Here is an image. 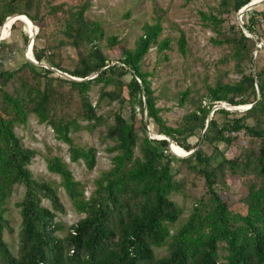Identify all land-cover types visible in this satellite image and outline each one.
Listing matches in <instances>:
<instances>
[{
  "label": "trees",
  "instance_id": "16d2710c",
  "mask_svg": "<svg viewBox=\"0 0 264 264\" xmlns=\"http://www.w3.org/2000/svg\"><path fill=\"white\" fill-rule=\"evenodd\" d=\"M92 1L78 0L76 5H68L52 0H0V31L10 23L13 30L21 21L29 34L28 58L79 79L56 75L52 69L29 61L0 74V264H264V68L255 67L254 71L261 90L259 99L254 72L244 69L245 63L253 60L258 41L238 25L225 28L223 18L230 12L238 13L252 0H220L212 12H201L206 25L217 35L214 44L232 51L241 78L208 87L205 102L189 100L190 90L182 92L180 106L191 101L195 108L178 128L163 119L151 74L144 68L145 57L154 46L160 51L170 48L169 38L159 41L162 16L153 24L145 22L134 47L122 48L120 57L111 60L101 44L106 38L102 23L89 14ZM243 19L245 27L261 42L257 27L264 11L252 9ZM37 26L40 29L31 44L30 36H35ZM38 38L44 40V46L37 44ZM118 42L116 36L108 38L112 49ZM179 42L185 52L184 34ZM69 48L77 54L72 66L67 65L62 53ZM15 81L18 87L14 93L8 92L6 88ZM96 85H114V89L102 90L98 101L129 104L130 117L114 111L113 122L108 123V118L98 113L99 102L94 105L91 100L90 92ZM221 104L240 108L254 105L236 112ZM216 105L219 107L204 133ZM145 111L149 127L154 124L158 128L155 138L149 134ZM31 114L69 144L73 162L84 160L90 169L96 165V149L76 144L72 132H94L106 126L102 140L112 142L107 147L113 154L112 166L96 179L89 197L68 164L59 157L48 159V169L60 176L76 211L85 214L64 237L56 234L65 230L64 224L55 222L54 211H64L58 188L33 178L29 166L37 152L24 147L15 132L18 126L27 124ZM218 114L224 117L223 123L216 118ZM239 133L248 138L250 146L233 159L222 155L216 166L210 163L213 156L201 147L188 157L178 158L172 153L177 150L185 155L195 149L189 142L195 136L202 145L231 146L239 141ZM163 135L174 141L172 147ZM250 170L255 172L256 181L248 184L243 199L247 210L235 211L222 198L220 185L227 173L241 177ZM181 175L178 181L176 177ZM193 175L195 180L204 181L206 192L195 198L190 216L173 231L183 209L171 195L186 193ZM17 184H25L26 192L17 202L22 221L14 254L4 239L5 229L12 230L5 204ZM42 196L50 200L53 211L42 205ZM163 247L168 253L158 256L156 249Z\"/></svg>",
  "mask_w": 264,
  "mask_h": 264
},
{
  "label": "rangeland",
  "instance_id": "374dc122",
  "mask_svg": "<svg viewBox=\"0 0 264 264\" xmlns=\"http://www.w3.org/2000/svg\"><path fill=\"white\" fill-rule=\"evenodd\" d=\"M45 1L42 0L43 3ZM52 1L55 4L68 5H76L78 3V0ZM219 3L220 0L92 1V8L89 14L91 18L102 23L106 38L101 44L111 60L120 57L122 48L134 47L136 40L143 33L142 26L145 22L153 24L159 16H162L163 31L159 41L169 38L171 40L170 48L160 51L157 46H154L145 57L144 68L151 74L149 79L156 91L157 106L161 109V115L167 125L173 128H178L184 116L195 108L191 101H187L184 106H180L179 95L182 92L190 90L189 100L192 99L198 103L201 100H206L204 96L208 91V87L215 86L217 82L232 83L241 78V73L237 72L236 69V60L231 57L232 51L227 46L214 44L212 40L217 35L213 28L206 25L208 23L201 16V12L210 13ZM43 6L45 7L46 5L43 4ZM257 9L264 11V3L259 5ZM223 18L226 20L224 26L227 29L232 24L242 27L238 13L230 12ZM242 20L244 22V19ZM37 27L39 32L40 27ZM24 29L23 23L18 21L13 30L8 28L0 31L3 34L11 32V36L8 39L0 41V54L5 55L6 60L15 55L16 49L18 55L22 57V62L26 61L24 57L25 54H28L26 37L28 38L29 34ZM257 31L261 35L262 41L257 40V48L254 51L255 59L253 58L252 61L245 63L244 69L246 73L254 72L255 67L257 70L264 68V21H261ZM47 32L49 33L50 29ZM182 34L186 37L185 52H182L179 42ZM246 34L251 36L249 33ZM112 36H116L119 41L113 49L108 44V38ZM254 36L259 37L257 35ZM36 42L38 45L44 46L43 39L38 38ZM62 53L64 58L67 59V65L72 66L77 59L76 51L73 48H69L62 51ZM22 62L20 63V60L16 59L13 64L6 66V70H15L19 65L23 64ZM42 63L46 64V62ZM127 79L129 80V78ZM1 82L2 80L0 79V84ZM18 85L17 81H15L6 90L14 93V89ZM111 89H114V85L105 88L102 85L94 86L90 92L93 104L97 105V102H99L102 90ZM1 104L2 100L0 99V106ZM219 106H223V104ZM219 106L216 105L214 109ZM97 108L99 114L108 118V123L113 122L112 112L114 111L121 113L125 118L130 117L131 114V106L129 104L123 105L119 101L111 104L107 100H102L101 103H98ZM227 108L233 109L231 106H227ZM245 109L239 108L236 112H244ZM139 118H141V114H139ZM216 118L220 123H223L224 117L222 115L218 114ZM150 128L157 133L158 128L156 125L153 124ZM106 131L107 127L102 126L94 132L83 130L80 132L74 131L71 134L76 144L96 149V165L93 169H90L84 160L73 162L70 157L69 144L59 140L49 125L40 124L35 114L29 116L27 124L20 125L15 130L23 146L37 152L29 166L33 178L39 182H50L58 188L64 211H54L56 213L55 222H61L65 226V230L56 232L58 236L64 237L68 228L85 217V214L76 211L68 194L61 186L60 176L48 169V159L59 157L68 164L76 180L83 184L86 196L89 197L96 188V179L112 166L113 154L107 151V147L112 145V142L110 140L103 141L101 137L102 133ZM140 134H142L141 131ZM149 134L155 138L152 133L149 132ZM237 135L240 136L239 141L231 146L221 143H205L202 145L199 136L192 137L189 142L196 148L201 147L207 155H212L213 159L210 163L212 166H216L222 155L233 159L250 146L248 138L243 133ZM173 152L182 155L177 150H173ZM183 176H178L176 179L180 181ZM194 176L193 179L189 177L191 182L188 184L186 193H174L171 195V199L183 209L181 219L175 224L173 231H176L180 224L190 216L196 202L195 198L202 196L206 192L204 181L202 179L195 180ZM192 181H195V185L192 184ZM254 181H256V176L252 170H250L248 175L241 177L234 176L229 172L220 185V194L224 200H227L232 205L235 211L245 212L247 205L243 199L248 193V184ZM25 192V184H17L13 195L5 204L7 208L6 215L12 230L5 229L4 239L14 254H17L18 251L19 231L22 221L17 202L24 197ZM42 205L53 211L50 200L43 196ZM156 253L158 256H163L168 253V249L167 247L157 248Z\"/></svg>",
  "mask_w": 264,
  "mask_h": 264
},
{
  "label": "water",
  "instance_id": "95a60500",
  "mask_svg": "<svg viewBox=\"0 0 264 264\" xmlns=\"http://www.w3.org/2000/svg\"><path fill=\"white\" fill-rule=\"evenodd\" d=\"M263 2H264V0H252L249 4H247L244 8H242V9L238 12L239 20H240V22H241V26H242L244 32H245V33H249V34H251V36H252V37H255L256 40H258V38H257L256 36H254V34H252V33H251V32H250V31L244 26V22H243L242 19H243V16L245 15L246 12H248V11H250V10H252V9L257 8V7H258L259 5H261ZM17 15H22V14H17ZM1 27H2V26H1ZM37 28H38V27H37ZM37 33H38V31H37ZM37 33H36V34H37ZM36 34H35V36H33V35L30 36V42H31V44L34 43L35 38H36ZM28 47H29V46H28ZM28 47H27V48H28ZM26 50H27V49H26ZM24 57H25L26 61H29V62H31V63L37 65V66H40V67H46V68L52 69L56 74H58V75H60V76H62V77H65V78H68V79L79 80V79H77V78H75V77H72V76H70L69 74L64 73V72L60 71L59 69L54 68V67H52V66H50V65H48V64H45V63H39V62H37L36 60L30 59V58L27 57V54H25ZM93 76H95V75H93ZM254 77H255V80H256V82H257V89H258V94H259V99H260V98H261V90H260L259 80H258V77H257V75H256L255 72H254ZM86 79H89V78H86ZM144 100H145V106H146V98H145ZM253 105H254V104L248 105L247 108H246L245 110L251 108ZM227 106H230V105L224 104L222 107L227 108ZM231 107H232L233 109H230V108H228V109H230V110H232V111H237V110H239V108H240V106H231ZM215 110H216V108L213 109V111H212V113H211V115H210V117H209V119H208V121H207V125H206V128H205V130H204V133L206 132V130H207V128H208V124L210 123L211 119H212L213 116H214V111H215ZM145 120H146V124H147L148 131H149L150 133H152V134L155 136L157 133L153 132V131L151 130V128L149 127L148 113H147V111H145ZM204 133H203V134H204ZM163 136H164V139H167V140L169 141V143H170V147H172V143H174V141H173L170 137H168V136H165V135H163ZM197 148H198V147H197ZM197 148H195V149H193V150H191V151H187V153H186L185 155H179V154L174 153L173 150H172V148H171V150H172V153H173L174 155H176L177 157H188V156L192 155V154L197 150Z\"/></svg>",
  "mask_w": 264,
  "mask_h": 264
},
{
  "label": "crops",
  "instance_id": "0c3cea01",
  "mask_svg": "<svg viewBox=\"0 0 264 264\" xmlns=\"http://www.w3.org/2000/svg\"><path fill=\"white\" fill-rule=\"evenodd\" d=\"M11 36V32H6V33H0V41H3V40H6V39H8L9 37ZM14 54L15 55H13V56H11V58H9V59H7L6 60V57H5V55H1L0 54V74L3 72V71H5L6 70V66L8 65V64H13V62L16 60V59H18V60H20V63L22 62V57H20L19 55H18V53H17V50L15 49V52H14ZM7 62H6V61ZM7 63V64H6ZM23 63V62H22ZM15 64V63H14ZM18 64H19V62H18ZM4 65H5V67H4ZM19 66H21V65H19ZM18 66V67H19ZM3 67H4V69H3ZM8 70V69H7Z\"/></svg>",
  "mask_w": 264,
  "mask_h": 264
},
{
  "label": "bare ground",
  "instance_id": "6f19581e",
  "mask_svg": "<svg viewBox=\"0 0 264 264\" xmlns=\"http://www.w3.org/2000/svg\"><path fill=\"white\" fill-rule=\"evenodd\" d=\"M17 19L19 20V19H21V17L19 16V17H17ZM29 26H30V24H28ZM12 26V24L10 23V24H8V25H6L5 26V29H8V28H10ZM35 31L37 32L38 31V29L37 28H35Z\"/></svg>",
  "mask_w": 264,
  "mask_h": 264
},
{
  "label": "built area",
  "instance_id": "2783aa9c",
  "mask_svg": "<svg viewBox=\"0 0 264 264\" xmlns=\"http://www.w3.org/2000/svg\"><path fill=\"white\" fill-rule=\"evenodd\" d=\"M262 21H264V19H262ZM37 34H38V33H37ZM37 34H36V35H37ZM233 134H235V133H233Z\"/></svg>",
  "mask_w": 264,
  "mask_h": 264
}]
</instances>
